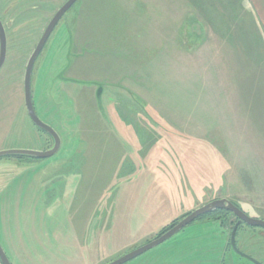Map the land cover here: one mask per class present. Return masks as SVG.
I'll list each match as a JSON object with an SVG mask.
<instances>
[{"label": "rangeland", "instance_id": "rangeland-1", "mask_svg": "<svg viewBox=\"0 0 264 264\" xmlns=\"http://www.w3.org/2000/svg\"><path fill=\"white\" fill-rule=\"evenodd\" d=\"M65 1L0 0V150L53 145L27 115L23 78ZM193 2L185 16L170 0H77L54 28L31 94L60 149L0 157L11 264H106L217 198L264 220V32L228 0ZM235 220H196L124 264H251L230 247ZM236 244L264 260V228L239 226Z\"/></svg>", "mask_w": 264, "mask_h": 264}, {"label": "water", "instance_id": "water-1", "mask_svg": "<svg viewBox=\"0 0 264 264\" xmlns=\"http://www.w3.org/2000/svg\"><path fill=\"white\" fill-rule=\"evenodd\" d=\"M76 1L77 0H66L63 3V5L52 16L46 28L44 29V32L42 33L38 43L36 44L31 55L29 56V59L27 61L25 71H24L23 90H24V103H25L27 115L32 121V123L37 128H39L40 130L45 132L48 136H50V138L53 141V145L52 147L46 150L3 149V150H0V157L21 156V157H29V158H34V159H46V158H49L55 155L60 149V145H61L60 136L51 126H49L48 124L40 120V118L37 116L36 111L34 109V105L32 101V94H31V76H32V70H33L34 63L37 57L39 56L40 52L42 51L43 47L45 46L46 41L48 40L50 34L54 30L58 22L61 20V18L65 15V13L71 8V6ZM6 50H7L6 33H5L2 20L0 18V69L2 68L5 62ZM100 93H101V89L98 90L97 96H99ZM216 210H225L227 212H230L237 219V222L233 225L231 234H230L229 242H230L232 250L238 255L246 257L252 260L253 262L258 263V261H256L249 255H247L246 253L242 252L238 248L236 244V231H237L239 224L242 222L250 227L264 228V220L249 216L240 207L234 204L231 200L223 197V198L213 199L207 202L206 204L190 211L182 219L176 222L174 225L169 227L164 232L158 234L154 238L150 239L145 244L135 248L134 250L106 264H124L136 258L137 256L147 252L148 250L162 244L163 242H165L166 240L170 239L175 234H177L179 231L184 229L186 226L196 221L201 216L212 213ZM0 263L1 264H11L1 244H0Z\"/></svg>", "mask_w": 264, "mask_h": 264}, {"label": "crops", "instance_id": "crops-1", "mask_svg": "<svg viewBox=\"0 0 264 264\" xmlns=\"http://www.w3.org/2000/svg\"><path fill=\"white\" fill-rule=\"evenodd\" d=\"M24 1H27V0H24ZM145 1L150 2V3L152 2V4H154L155 0H145ZM210 1L211 2H208V3L203 2L202 8L205 6H209V7L213 6L212 3L218 2V0H216L215 2H212V0H210ZM228 2H229V4H228L229 9L231 8L233 10H236L234 8L235 4L239 5L240 11H241V7L245 8L251 14V17L255 18L256 25H258V27H260L261 30L264 32V0H242V3H241V0H239L238 2H234V0H228ZM11 3L12 2H8V5H10ZM13 3L15 4L16 1ZM169 4L171 5L173 14H176V10L179 8L180 12L178 14L184 13L185 16H187V15L190 16V15H192L193 10H194L193 0H170ZM208 10H209V8H208ZM203 14H206V13L203 11ZM181 21H183L184 25L185 24L187 25V23L189 22V20L187 22V17L182 18ZM202 24H203V22H202ZM205 30H207V29H205Z\"/></svg>", "mask_w": 264, "mask_h": 264}, {"label": "trees", "instance_id": "trees-1", "mask_svg": "<svg viewBox=\"0 0 264 264\" xmlns=\"http://www.w3.org/2000/svg\"><path fill=\"white\" fill-rule=\"evenodd\" d=\"M13 157H17L19 159H34V158H29V157H21V156H13ZM233 202V201H232ZM234 204H236L235 202H233ZM237 205V204H236ZM238 206V205H237ZM241 208V207H240ZM242 209V208H241ZM223 214H230V212H227L225 210H216L212 213H209V214H206V215H203L201 216L200 218H198L197 220H200V221H204L205 219H208V218H213L214 216H221ZM176 222H173L170 226L164 228L160 233L164 232L165 230H167L169 227H171L172 225H174ZM159 233V234H160Z\"/></svg>", "mask_w": 264, "mask_h": 264}, {"label": "flooded vegetation", "instance_id": "flooded-vegetation-1", "mask_svg": "<svg viewBox=\"0 0 264 264\" xmlns=\"http://www.w3.org/2000/svg\"><path fill=\"white\" fill-rule=\"evenodd\" d=\"M54 14H55V13H54ZM54 14H53V15H54ZM53 15H52V16H53ZM51 18H52V17H51ZM51 18H50V19H51ZM61 19H62V18H61ZM49 21H50V20H49ZM49 21H48V22H49ZM48 22H47V24H48ZM58 23H59V22H58ZM47 24L45 25V28H46ZM56 26H57V25H56ZM45 28H44V29H45ZM44 29H43V32H44ZM43 32H42V33H43ZM42 33H41V35H42ZM40 37H41V36H40ZM39 39H40V38H39ZM236 222H237V219L235 220V223H236ZM235 223H234V224H235ZM244 224H245V223L242 222V223L239 224V226L244 225ZM239 226H238V228H239ZM238 228H237V229H238ZM254 228H257V227H254ZM258 228H259V227H258ZM236 232H237V231H236ZM229 244H230V242H229ZM230 247H231V245H230ZM231 249H232V248H231ZM247 255H248V254H247ZM239 256H240V255H239ZM241 257L244 258V259H246V260H248L251 264H264V260H261V259H259L258 257H255V256H253V257L250 256V257H252V258L255 259L256 261H258V263H255V262H253L252 260H250V259H248V258H246V257H243V256H241Z\"/></svg>", "mask_w": 264, "mask_h": 264}]
</instances>
